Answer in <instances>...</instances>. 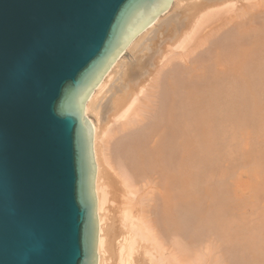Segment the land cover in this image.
Returning <instances> with one entry per match:
<instances>
[{
  "label": "bare ground",
  "instance_id": "6f19581e",
  "mask_svg": "<svg viewBox=\"0 0 264 264\" xmlns=\"http://www.w3.org/2000/svg\"><path fill=\"white\" fill-rule=\"evenodd\" d=\"M261 10L264 0H172L91 93L84 116L94 124L98 264H222L221 247L192 249L184 240L179 209L216 219L218 241L251 248L254 262L264 264V219L253 230L230 224L242 213L241 171L234 168L224 193L214 180L199 186L203 161L226 135L227 151L238 152L242 141L244 163L254 164L257 149H250L258 130L248 128L250 121L260 131L254 141L264 144V22L256 26L253 15ZM258 163L247 174L264 194Z\"/></svg>",
  "mask_w": 264,
  "mask_h": 264
},
{
  "label": "water",
  "instance_id": "95a60500",
  "mask_svg": "<svg viewBox=\"0 0 264 264\" xmlns=\"http://www.w3.org/2000/svg\"><path fill=\"white\" fill-rule=\"evenodd\" d=\"M172 0H0V264H98L85 104Z\"/></svg>",
  "mask_w": 264,
  "mask_h": 264
},
{
  "label": "rangeland",
  "instance_id": "374dc122",
  "mask_svg": "<svg viewBox=\"0 0 264 264\" xmlns=\"http://www.w3.org/2000/svg\"><path fill=\"white\" fill-rule=\"evenodd\" d=\"M259 12V13H258ZM262 12V13H261ZM259 14H263L262 16L261 15H259ZM253 15H255L254 17H255V20H256V18H257V22L255 21V25L256 26H259L260 24L259 23H261L262 21L264 22V10L262 11H257V13L255 14V12H254V14ZM258 15V16H257ZM263 18V19H262ZM262 22V23H263ZM261 23V25H263ZM202 52V51H201ZM198 54H199V52L197 53V54H195V57H197L198 56ZM193 59V60H192ZM191 59V61H194L195 60V58H194V56H193V58ZM176 63H179V64H181V63H183V62H180V61H177ZM240 117H242V115H240ZM240 117H238V118H240ZM251 123H249L250 125H248L249 127V129L251 130V131H253L254 132V130H257V135H259L260 134V131H259V128H258V124H257V122H252V121H250ZM252 123H254V124H252ZM254 125V126H253ZM228 132V131H227ZM252 132V133H253ZM255 132L253 133V140L250 142V149L251 148H257V149H255V151L254 150H251V151H253V156L255 155L256 156V152H258V154H257V156L259 155V157H255L254 156V160H255V162H253L254 164H252L251 162H249L248 163V161L247 162H243L244 160H242L243 158L242 157H244V153L245 152H247V151H245L244 152V150L245 149H243L244 147H243V145H242V141L240 142L241 144H239L238 143V146L240 145V147H238V149H239V151L238 152H236L235 151V153L234 152H232V151H227V148L225 149L224 147H228V145L229 144H227L226 145V142L228 141V143H229V141L230 140H232V138L230 139V137H228L227 135H226V137L224 138V140L221 142L222 144H221V147L220 148H218V149H214L213 151H211L210 152V154H214V155H209L208 156V158L206 159V162L205 161H203L204 162V164H203V166H204V169L207 171V172H205V175H204V177L202 176L201 177V179H200V182H199V186L201 187V189H204V187H206L208 184L210 185V183H211V181H213L211 184L212 185H218V188H219V190L221 191V192H223L222 191V189L225 191V183L227 182V180H229L228 178H230L229 176L230 175H232V173L234 174L237 170L236 169H238V171L240 172L239 173V180H238V182H239V187L238 188H236V196H237V194H238V196H239V198H241L240 200L242 201V203H241V201H239V203H241V207H242V209H241V211H242V213L239 211V215L240 214H242V215H237V219H234L235 217H233L232 219H230V224L232 225V223H233V221H234V223L233 224H236V227H237V225H238V228H239V226L240 225H242V224H247V226H248V228L249 229H251V230H253L254 229V227H255V224L256 223H258L259 221H260V219H264V207H262V206H264V194L262 193V194H260V193H258V192H256V191H254V189H256V183H258L256 180H254V177L253 178H251V176L249 175V174H247V172H248V170L249 169H251L252 168V166H254L255 165V163L257 164L258 162L257 161H259L260 163H258V166L259 165H261V167L262 168H264V164H262V161H263V156H264V150H262L263 148H264V144H262V143H259V140H258V142L256 141H254V140H257V135L255 134ZM259 133V134H258ZM228 134H229V132H228ZM226 138L228 139V140H226ZM241 140V139H240ZM239 140V141H240ZM238 141V142H239ZM223 142H225V143H223ZM235 142L233 141V144H234ZM259 143V144H258ZM225 145V146H224ZM254 146V147H253ZM262 146V147H261ZM243 147V148H242ZM220 149V150H219ZM222 149V150H221ZM224 149V150H223ZM243 149V150H242ZM219 150V151H218ZM258 150V151H257ZM218 151V152H217ZM240 151H242L243 153H241L240 154ZM261 151V152H260ZM222 152H223V154H222ZM233 154H232V153ZM216 153H218V154H216ZM255 153V154H254ZM227 154H229V155H227ZM222 155H224V156H222ZM261 155H262V158H260L261 157ZM215 156H217V157H215ZM221 156V157H220ZM227 156V157H226ZM231 156V157H230ZM242 156V157H241ZM211 157V158H210ZM215 158V159H214ZM258 158H260V159H258ZM227 159H229V160H227ZM257 159V160H256ZM216 160V161H215ZM221 160V161H220ZM224 160H226V162L228 161V163H226ZM231 160V161H230ZM243 162H241V161ZM210 161H211V163H210ZM213 161V162H212ZM218 161V162H217ZM238 161V162H237ZM224 162V163H223ZM208 163V164H207ZM214 163V164H213ZM216 163V164H215ZM239 163V164H238ZM229 164H231V165H229ZM250 164V165H249ZM216 165H218V166H216ZM223 165V166H222ZM227 165V166H226ZM228 165H229V167H228ZM263 165V166H262ZM215 168H214V167ZM235 166V167H234ZM227 167V168H226ZM245 167V168H244ZM229 168H231V170L229 169ZM234 168H236V169H234ZM218 169V170H217ZM226 169H228V170H226ZM243 171H242V170ZM246 169V170H245ZM248 169V170H247ZM214 171H215V173H214ZM230 171H231V173H230ZM237 171V172H238ZM262 171L264 172V170L262 169ZM227 172V173H226ZM230 174H229V173ZM262 172V173H263ZM210 173V174H209ZM213 173V174H212ZM225 175H224V174ZM215 174H216V176H215ZM226 174H227V176H226ZM229 174V175H228ZM210 175V176H209ZM226 176V177H223L222 178V176ZM218 179H217V178ZM203 178V179H202ZM209 179V180H208ZM212 179V180H211ZM217 179V180H216ZM221 179V180H220ZM225 179V180H224ZM254 180L253 182H256V183H254V185H253V183H252V185H251V183L250 182H252L251 180ZM199 180V179H198ZM207 180V181H206ZM205 181V182H204ZM225 181V182H224ZM251 188H250V187ZM225 188V189H224ZM251 191V192H250ZM257 193V194H255L254 195V193ZM224 193V192H223ZM222 193V194H223ZM253 194V196H249V195H252ZM263 195V196H262ZM246 197H248V199L246 198ZM254 197V198H253ZM257 197H259V198H257ZM239 198H238V200H239ZM242 198H243V200H242ZM252 198V199H251ZM252 200V201H251ZM255 202H254V201ZM262 200V201H261ZM244 201V202H243ZM248 202V203H247ZM256 203V204H255ZM260 203V204H259ZM244 205V206H243ZM251 205V206H250ZM253 205V206H252ZM248 207V208H247ZM180 210V209H179ZM177 211L178 213H177V215H178V217H180V215H181V217L179 218V221H180V223L181 222H183V223H186V225H185V233H184V238L187 236V238H183L184 240H186L189 244H190V247L193 249L194 247L195 248H197V247H199V246H202L203 247V249H205L206 250V248H208V247H214V246H216V248L218 247V249L220 248V250H218L219 252H224L223 254L222 253H219V255H220V257H221V259L222 258H224V260L222 259V264H254L255 262H254V260H253V257H252V249L251 248H248V247H244V246H241V245H239V247H238V245H235V244H233V245H231L229 242H228V244H227V242L226 241H223L222 240V242H220V240L218 241V236H217V233H216V231L212 228V225L215 223V221H216V219H213V218H209V219H211V221H210V223H208L209 222V219L208 218H206V220L204 219V217H196L194 214H193V212H192V210H191V212H188L187 214H185V215H183V212H182V210H180V211ZM246 210V211H245ZM200 211L202 212V214H203V211L200 209ZM254 212H255V214H254ZM257 213V214H256ZM180 214V215H179ZM201 214V215H202ZM213 214L215 215V212H213ZM212 214V216L215 218V216ZM245 214V215H244ZM252 214V215H251ZM263 214V215H262ZM262 216H263V218H262ZM247 217V218H246ZM201 219V220H200ZM234 219V220H233ZM251 219H252V221H251ZM259 219V220H258ZM205 220V221H204ZM238 220V221H237ZM256 220V221H255ZM208 221V222H207ZM214 221V222H213ZM236 221V222H235ZM247 221H249L248 223H247ZM264 221V220H263ZM206 222H207V224H206ZM211 222H212V224H211ZM242 222V223H241ZM251 222V223H250ZM182 223V224H183ZM200 223V224H199ZM205 223V224H204ZM237 223H239V224H237ZM241 223V224H240ZM211 224V225H210ZM249 224V225H248ZM202 225L204 226V228L202 227ZM187 226V227H186ZM233 226V225H232ZM200 227V228H199ZM209 228V227H211L210 229H206V228ZM258 228V227H257ZM259 228H261V227H259ZM188 229V230H187ZM200 229V230H199ZM249 229H246V231H247V233H250V231H249ZM187 230V231H186ZM208 230V231H207ZM245 231V232H246ZM261 231H263V233H264V228H263V226H262V228H261ZM187 232V233H186ZM244 232V233H245ZM247 233H245V235H248ZM210 234H212V235H210ZM214 234V235H213ZM216 234V235H215ZM210 237V238H209ZM215 237V238H214ZM208 238V239H207ZM212 238H213V240H215L214 242H215V245H214V242L212 243L211 241H213L212 240ZM243 238V237H242ZM199 239V240H198ZM196 240V241H195ZM207 241V242H206ZM208 241H210V242H208ZM201 242V243H200ZM205 242H206V244H205ZM218 242V243H217ZM220 242V243H219ZM224 242V243H223ZM199 243V244H198ZM221 243H223V244H221ZM207 244H209V245H207ZM216 244H218V245H216ZM221 244V245H220ZM226 244V245H225ZM230 244V245H229ZM206 245V246H205ZM227 245H229L228 247H227ZM235 245V246H234ZM225 247V248H224ZM231 247H233V248H231ZM215 248V247H214ZM243 248V249H242ZM245 249H247V250H245ZM222 250V251H221ZM245 250V251H244ZM241 251V252H240ZM248 251V252H247ZM222 254V255H221ZM223 256V257H222ZM227 258V259H226ZM231 258V259H230ZM255 264H257V263H255Z\"/></svg>",
  "mask_w": 264,
  "mask_h": 264
}]
</instances>
